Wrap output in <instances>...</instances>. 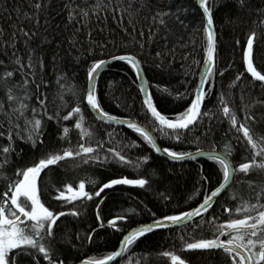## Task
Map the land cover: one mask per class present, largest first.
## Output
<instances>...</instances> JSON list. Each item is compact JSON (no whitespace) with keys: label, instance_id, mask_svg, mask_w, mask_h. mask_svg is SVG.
Returning <instances> with one entry per match:
<instances>
[{"label":"trees","instance_id":"obj_1","mask_svg":"<svg viewBox=\"0 0 264 264\" xmlns=\"http://www.w3.org/2000/svg\"><path fill=\"white\" fill-rule=\"evenodd\" d=\"M207 4L212 10L216 30V57L213 74L208 78L213 86H206L208 95L202 110L208 114L202 115L191 127L186 133L187 139L182 136L176 141L159 131L153 135L162 147L174 151L227 152L236 167L252 155L243 133L238 131L239 124L245 123L254 139L264 137V83L253 80L243 62L247 38L255 32L252 59L257 71L264 74V0H243V3L240 0H208ZM159 13L168 15L160 16ZM204 26L196 0H0V77L4 71H13L11 78H4L7 87L0 85V103L4 105L0 111V125L7 128L8 88L22 95L20 89L13 87L21 82L20 72L16 71L20 65L14 63L18 57L24 65V73L30 74L25 101L29 107L25 115L30 119L33 107L40 111L37 97L45 99L49 115L58 114L61 118L79 105L85 117L84 127L92 133L90 137L85 136L84 142L94 147L102 144L97 152L110 157L103 162L90 160L88 164L79 162V158L76 161L66 159L41 173L42 200L57 210L75 207L79 213L76 217H61L57 221L58 228H54L57 239L53 256L64 264H79L89 257L102 258L117 249L122 235L131 228L196 207L204 195L221 182L222 170L218 162L203 159L179 163L160 157L132 130L97 120L83 100L87 91V70L94 61L132 54L144 69L158 108L169 115L182 111L192 98L207 57ZM157 52L161 53L159 57ZM29 54L33 63L31 69L27 67ZM39 61L43 63L42 68ZM157 86L168 91L162 93ZM96 93L105 111L136 120L151 131L153 124L142 110L136 73L126 62L116 61L105 69ZM177 93L183 98H176ZM221 94L230 113L237 117L235 128L222 111ZM23 122V118L18 121L21 127ZM62 127L69 128L63 141L58 137V128ZM79 137L80 130L75 129L74 119L58 122L44 117V141L51 149L71 147L76 150ZM7 143L6 136L0 137V147ZM13 147L15 152L0 170L3 172L0 190L5 187V177L11 178L16 167L29 164L37 155V149L25 140L14 138ZM109 147L125 155L133 164L118 163L107 152ZM143 156L149 159L144 162ZM137 162L139 168L134 166ZM125 176L143 177L149 184L144 188L115 185L83 202L65 204L54 199L57 190H62L65 184L75 186L84 180L86 190L94 192L108 180ZM262 187L264 172L253 171L248 176L237 172L227 194L214 206L213 216L219 214L215 223L222 222L228 215L220 205L234 209L244 202L255 203L254 189L259 191ZM260 203L264 204V193ZM97 211L100 221L96 219ZM209 213L203 214L199 227L196 222L201 217L178 228L145 234L129 248L121 264H172L164 252L180 256L186 264H224V255L217 251L184 247L186 243L213 235ZM121 215L126 219L116 220L119 231L108 226L109 219ZM89 234L91 240H88ZM37 259L40 264H48L42 255ZM23 264H34V261L25 257Z\"/></svg>","mask_w":264,"mask_h":264},{"label":"snow or ice","instance_id":"obj_2","mask_svg":"<svg viewBox=\"0 0 264 264\" xmlns=\"http://www.w3.org/2000/svg\"><path fill=\"white\" fill-rule=\"evenodd\" d=\"M240 2L243 3V0H240ZM196 3L202 9L203 17L206 21L204 27L207 32V58L204 60V74L191 94L192 98L190 102L182 111L169 115L158 108L151 91L145 86L147 81L143 75L140 62L132 54L113 56L111 59L126 62L130 69L136 73L138 88L142 95V110L146 113V118H149L153 124L151 131L133 119L112 115L101 107L95 90V82L99 72L106 67L105 60H96L88 68V87L83 96L88 110L97 119L109 125L123 126L126 129L132 130L154 152H163L166 158L173 162L196 159L199 156L205 155L200 149H197L196 154L193 155L191 152L174 151L169 147L161 148L153 135V133L159 131L161 135L169 139L180 141L182 136L187 139L186 133L191 131V126H195L202 115L208 114L207 112H201V106L206 95H208L206 86L208 88L213 86L212 83H209L208 78L213 74L214 65L215 50L212 35L214 22L212 10L207 4V0H196ZM36 7L39 8L40 4L37 3ZM158 15L166 16L168 13H159ZM160 23L163 24L164 20L161 19ZM24 35L27 36L28 33H24ZM254 38L255 32H252L247 38L243 49V62L247 73L250 74L253 80L264 83V74L257 71L252 59ZM141 47H143L142 44ZM160 55V52L156 53V56L159 57ZM14 63L20 65L16 71L20 72L21 82L18 85H13V87L20 89L22 95L13 92L12 87L8 88L7 100L10 102V113L5 114L9 116L7 128H4V125H0V128H4L3 131H0V137L6 136L8 143L6 146L0 147V170L8 164L10 156L15 152V148L13 147L14 138L30 143L32 148L37 149V155L29 164L16 167L11 178L5 177V187L3 190H0V264H23L25 257H31L34 264H40V261L37 259L38 255H42L43 259L48 261V264H64L63 260H59L53 256L54 245L57 239L54 228H58L57 221L61 217L66 215L76 217L79 213L75 207L69 208L67 211L57 210L51 203L42 200L43 180L41 173L45 169H49V166L58 165L59 162L66 159L76 161L79 158V162L88 164L90 160L92 162H103L110 157L100 156L97 152V148L103 147L102 144L97 143L94 147L91 144L86 145L84 142L85 136L90 137L92 133L84 127L85 117L79 105L72 107L61 118L58 114L49 115L45 107V99L37 97L40 111L38 112L33 107L31 109L32 117L29 119L25 115L29 107L25 101L28 98L27 85L29 83L28 75L30 74L24 73V65L21 64L18 57L14 60ZM39 66L43 67L42 61H39ZM27 67L29 69L33 67L31 54H29ZM12 76L13 71H4L3 76L0 77V85L7 87L8 82L4 78H11ZM239 79L240 76H237L236 80ZM157 90L162 93L168 91L166 88H161L160 86H157ZM168 95L171 96V93H168ZM176 98L183 97L177 93ZM219 102L223 105L222 111L224 115L229 117L231 126L235 128L237 126V117L235 114L230 113V109L222 94L219 96ZM3 107V103H0V111L3 110ZM44 117H47L48 120L56 119L58 122L61 119L64 121L70 118L74 119L75 129L80 130L76 150H73L71 147L54 150L45 145ZM21 118L24 121L23 127L18 123ZM238 131L243 133V139L251 149V158L233 167L228 159L229 153L218 154L214 150L207 153L209 161L218 162L222 170V180L218 187L204 195L196 207L176 214L161 216L151 224L131 228L122 235L119 247L116 250L109 252L102 258L89 257L83 260L81 264H109V262L121 264L129 248L137 240L145 236V234L157 228L183 226L195 217H201V220L196 222V226L199 227L203 222V214L209 213L210 209L212 212L209 213L208 222L213 229V235L210 238H201L194 242L186 243L184 247L188 250L217 251V254L224 255V264H264V204L260 203L264 187L260 188L259 191L254 189L255 203L244 202L242 206L237 205L234 209L220 205L223 207V212L228 213L222 222L215 223V220L219 219V214L213 216V213H216L214 206L219 205V201L227 194L237 172L244 174V176H248L253 171L264 172V137L254 139L250 128L243 122L239 124ZM68 133V127L58 128V137L61 141L66 139ZM107 152L111 153V158L115 159L118 163L133 164V161L112 147H109ZM257 157L260 159L257 160ZM141 159L146 162L149 157L143 156ZM134 166L139 168L140 163L137 162ZM0 175H3L2 171H0ZM148 184L149 181L143 177L128 178L125 176L110 179L106 183H103L98 190L90 192L86 190L84 180H80L75 186L73 184H65L62 190H57L54 199L65 204L72 201L83 202L91 200L93 196H100V193L104 189L112 188L115 185L144 188ZM248 184L251 186L252 181L249 180ZM164 199H167V197H164ZM97 208H99L98 204ZM234 213H243V215H234ZM96 219L100 221L99 211L96 213ZM123 219H126V217L123 215L117 216L109 219L107 224L109 227L116 228L119 231L120 229L116 226V220ZM100 226L103 227V224L101 223ZM91 238V234H89L88 240H91ZM163 255L169 256L172 264H185L184 259L171 252H164ZM117 258L121 259L118 260Z\"/></svg>","mask_w":264,"mask_h":264},{"label":"water","instance_id":"obj_3","mask_svg":"<svg viewBox=\"0 0 264 264\" xmlns=\"http://www.w3.org/2000/svg\"><path fill=\"white\" fill-rule=\"evenodd\" d=\"M208 1V0H207ZM199 6V5H198ZM201 11H202V9H201ZM214 22V21H213ZM212 35H213V41H214V63H215V57H216V31H215V27H214V23H213V31H212ZM207 58V57H206ZM138 60V59H137ZM106 61V67L105 68H103L100 72H99V74H98V78H97V80H96V82H95V90H96V86H97V83H98V80H99V78H100V76L102 75V73L105 71V69L107 68V67H109L112 63H114V62H116V61H118V60H112V59H109V60H105ZM139 61V60H138ZM140 66H141V68H142V70H143V75H144V77H145V79H146V81H147V84L145 85L146 87H148L149 88V90H150V87H149V83H148V80H147V78H146V74H145V72H144V69H143V67H142V65H141V63H140ZM203 74H204V65H203V68H202V71H201V74H200V77H199V80L201 79V77L203 76ZM199 82V81H198ZM260 82V81H259ZM141 97H142V95H141ZM203 106H204V102H203V104H202V106H201V112H202V110H203ZM94 116V115H93ZM95 117V116H94ZM96 118V117H95ZM97 119V118H96ZM99 120V119H98ZM99 121H101V120H99ZM134 121H136V120H134ZM101 122H103V121H101ZM136 122H138V121H136ZM103 123H105V122H103ZM139 123V122H138ZM105 124H107V123H105ZM109 125V124H108ZM113 126H116V125H113ZM120 127H123V126H120ZM192 127V126H191ZM150 131V130H149ZM155 137V136H154ZM157 140V139H156ZM157 143H158V141H157ZM159 144V143H158ZM160 145V144H159ZM160 147L161 148H163L161 145H160ZM205 155H202V156H199V157H197L196 159H185V160H183V161H180L179 163H181V162H191V161H199V160H203V159H207V153H209V152H212V151H202ZM216 153H218V154H222L221 152H218V151H215ZM160 157H163V158H165V159H167V160H169V161H171L170 159H168V158H166V156H165V154L163 153V152H160V153H157ZM196 153H194L193 155H195ZM229 159V158H228ZM230 160V159H229ZM173 162V161H172ZM231 162V161H230ZM233 165V164H232ZM234 167V166H233ZM233 180H234V178H233ZM196 218H198V217H195L193 220H195ZM192 220V221H193ZM191 221H189V222H187L186 224H188V223H190ZM147 224H151V223H147ZM186 224H184V225H186ZM145 225V224H144ZM181 227V226H180ZM172 228H178V227H173V226H170V227H167V228H157V229H155V230H153L152 232H155V231H160V230H167V229H172ZM151 233V232H150ZM223 238V237H222ZM118 260H120L121 258H117ZM79 264H81V262L79 263ZM109 264H113V262H109Z\"/></svg>","mask_w":264,"mask_h":264},{"label":"bare ground","instance_id":"obj_4","mask_svg":"<svg viewBox=\"0 0 264 264\" xmlns=\"http://www.w3.org/2000/svg\"><path fill=\"white\" fill-rule=\"evenodd\" d=\"M202 12V11H201ZM203 14V13H202ZM204 21H205V19H204ZM205 23H206V21H205ZM214 27H215V25H214ZM216 31V30H215ZM104 60H109V59H104ZM204 65V64H203ZM213 67H214V65H213ZM202 68H203V66H202ZM103 74V73H102ZM101 77V76H100ZM100 79V78H99ZM98 82H99V80H98ZM97 85H98V83H97ZM87 87H88V84H87ZM96 91H97V86H96ZM98 120V119H97ZM219 152V151H218ZM194 153H196V152H194ZM194 153H192V154H194ZM158 155V154H157ZM200 161V160H199ZM148 223H152V222H148ZM144 224H147V223H143V224H140V225H137V226H135V227H138V226H141V225H144ZM135 227H133V228H135ZM118 247H119V245H118ZM117 247V248H118ZM82 262V261H81ZM186 264V263H185Z\"/></svg>","mask_w":264,"mask_h":264}]
</instances>
